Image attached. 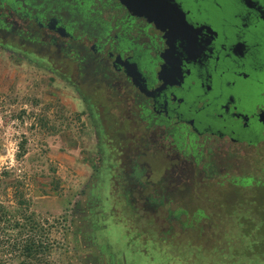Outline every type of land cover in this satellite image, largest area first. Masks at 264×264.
Here are the masks:
<instances>
[{"label": "flooded vegetation", "instance_id": "obj_1", "mask_svg": "<svg viewBox=\"0 0 264 264\" xmlns=\"http://www.w3.org/2000/svg\"><path fill=\"white\" fill-rule=\"evenodd\" d=\"M173 1L190 27L168 39L118 0H0V36L24 43L23 54L30 59L37 50L66 58L64 71L47 69L69 81L76 74L91 86L92 94L85 95L71 82L89 113L100 98L106 103L99 104V111L110 119L124 112L125 123L103 141L96 137V176H90L77 202L79 232L90 235L82 240L88 259L100 258V264H131L124 254L116 259L106 250L102 241H109L99 235L107 218L121 219L112 215L110 197L117 173L123 175L117 189L126 188L134 211L138 205L158 208L170 188L153 186L144 193L157 165L156 148L177 158L169 168L158 162L155 184H160L167 169H183L181 155H199L195 140L201 133L233 143L264 141V0ZM7 50L16 48L11 43ZM137 122L142 131L131 133L129 126ZM163 133L169 138L167 147L161 142Z\"/></svg>", "mask_w": 264, "mask_h": 264}, {"label": "rangeland", "instance_id": "obj_2", "mask_svg": "<svg viewBox=\"0 0 264 264\" xmlns=\"http://www.w3.org/2000/svg\"><path fill=\"white\" fill-rule=\"evenodd\" d=\"M11 43L15 52L7 50ZM25 48L24 43L0 36V199L13 203L11 184L16 181L29 200L31 210L49 222L58 219L60 224L67 226L64 241L52 255L56 261L100 264V258L88 259L86 243L82 240L86 241L90 235L79 232L77 202L90 176H96V137L103 141L112 128L123 120L125 123L124 112H121L122 117L114 113L110 119L109 113L105 115L99 111V104L106 103V99L100 98L93 114L89 113L88 105L71 82L80 85V93L85 95L92 94L91 86L81 82L76 74H71L69 81L47 69L53 67L62 72L68 60L55 52L43 54V50L35 51L30 59L23 54ZM141 124L126 126L131 133H140ZM162 135L161 142L167 147L169 138H165V133ZM263 142L259 139L251 144L246 141L233 143L227 137L201 133L195 140L199 155L193 158L189 151L186 157L181 155L185 162L183 169H167L160 184H155L156 167L160 163L169 168L177 158L170 150L165 153L156 148L157 165L144 193L153 186L160 190L170 188L169 196L164 198L165 204L158 208L147 206L146 210L138 205V210L134 211L126 188L117 189L116 183L123 177L120 171L113 177L110 197L112 215L121 219L118 222L107 218V225L99 229V235L109 242L103 240L102 244L105 242L106 250L114 252L117 257L111 255L113 258L120 259L124 254L131 264H162V259L167 264H189L191 259L184 249H188L193 238L202 246L198 254L209 258L218 252L205 251V247L218 245L224 229L231 228L230 234L237 237V230L242 232L250 225L253 233H240L238 240L248 244L252 237L259 241L254 243L253 249L247 246L243 250L240 242L235 243L233 250L240 255L235 264H264V260L249 259L247 254L264 247ZM4 171L9 172L8 175ZM132 194L138 197L134 189ZM103 203L108 205L107 201ZM257 250H263L264 254V248ZM160 252L166 256L163 258ZM214 264H229V261Z\"/></svg>", "mask_w": 264, "mask_h": 264}, {"label": "trees", "instance_id": "obj_3", "mask_svg": "<svg viewBox=\"0 0 264 264\" xmlns=\"http://www.w3.org/2000/svg\"><path fill=\"white\" fill-rule=\"evenodd\" d=\"M4 173L8 175L9 172L4 171ZM11 185H13L11 188L13 203L8 204L0 199V264H61L52 255L64 241L63 235H65L67 226L64 227V224H60L58 219H55V222H49L47 218H43L31 210L29 200L19 190L16 181L15 184L12 183ZM246 227L242 232L237 230L238 235L240 233L248 235L253 233L250 225ZM230 229H224L218 245L205 247V251L218 252L209 258L206 256L203 258L198 254L202 246H199L197 240L193 238L192 243L189 242L188 249H184V253H188L191 259L189 264L192 262L195 264L197 262L199 264H214L218 261H229V264H235L237 256L240 255L236 250H233V247L235 243L239 244L240 236L237 235V238L235 234L233 237L230 234L232 233ZM226 231H229L230 235ZM249 239L248 244L245 241L240 242L242 250L247 246L248 249H253L254 243L259 241L255 238L252 239V237ZM262 248L264 247L255 248L253 250L255 252L248 251L249 259L256 257L257 260H264L263 250H257ZM160 253L163 258L166 256L164 253ZM196 256L198 261H196ZM165 262V260H161L162 264H167Z\"/></svg>", "mask_w": 264, "mask_h": 264}, {"label": "water", "instance_id": "obj_4", "mask_svg": "<svg viewBox=\"0 0 264 264\" xmlns=\"http://www.w3.org/2000/svg\"><path fill=\"white\" fill-rule=\"evenodd\" d=\"M135 15L144 16L148 21L164 31L165 36L173 38L185 28L190 27L183 11L173 0H118Z\"/></svg>", "mask_w": 264, "mask_h": 264}]
</instances>
